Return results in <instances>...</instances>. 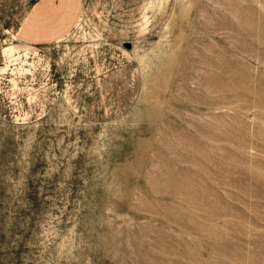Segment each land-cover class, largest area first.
Segmentation results:
<instances>
[{
  "label": "rangeland",
  "instance_id": "1",
  "mask_svg": "<svg viewBox=\"0 0 264 264\" xmlns=\"http://www.w3.org/2000/svg\"><path fill=\"white\" fill-rule=\"evenodd\" d=\"M7 5L0 264H264V0Z\"/></svg>",
  "mask_w": 264,
  "mask_h": 264
},
{
  "label": "crops",
  "instance_id": "2",
  "mask_svg": "<svg viewBox=\"0 0 264 264\" xmlns=\"http://www.w3.org/2000/svg\"><path fill=\"white\" fill-rule=\"evenodd\" d=\"M2 13L9 14L7 0H0ZM9 2V0H8ZM77 0H14V23L17 27H10L19 41L31 45L48 44L64 35L70 28L71 12H77ZM79 25V24H78Z\"/></svg>",
  "mask_w": 264,
  "mask_h": 264
},
{
  "label": "bare ground",
  "instance_id": "3",
  "mask_svg": "<svg viewBox=\"0 0 264 264\" xmlns=\"http://www.w3.org/2000/svg\"><path fill=\"white\" fill-rule=\"evenodd\" d=\"M14 37V36H13ZM14 39V38H13ZM20 52V51H19ZM19 52H18V50L14 47V46H8V47H5V48H3L2 49V53L1 54H3V56H5V57H8V58H15L14 56L16 55V54H19ZM25 52H28V50H27V48H25ZM28 53H30V52H28ZM26 54V53H25ZM24 54V55H25ZM28 56V55H27ZM16 58H17V56H16ZM14 59V62L17 60V59ZM18 58H19V56H18ZM11 59H10V61H11ZM32 63V62H31ZM13 64V63H12ZM5 68V67H4ZM32 69V68H31ZM30 73V72H29Z\"/></svg>",
  "mask_w": 264,
  "mask_h": 264
}]
</instances>
